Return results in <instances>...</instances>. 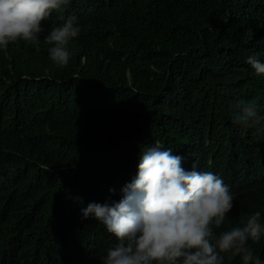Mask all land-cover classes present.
<instances>
[{
	"label": "trees",
	"instance_id": "obj_1",
	"mask_svg": "<svg viewBox=\"0 0 264 264\" xmlns=\"http://www.w3.org/2000/svg\"><path fill=\"white\" fill-rule=\"evenodd\" d=\"M70 1L97 12L84 61L41 78L0 50V264H77L104 237L81 210L120 200L155 141L229 186L217 234L264 223V74L248 63H264V0ZM249 245L264 264V237Z\"/></svg>",
	"mask_w": 264,
	"mask_h": 264
},
{
	"label": "clouds",
	"instance_id": "obj_2",
	"mask_svg": "<svg viewBox=\"0 0 264 264\" xmlns=\"http://www.w3.org/2000/svg\"><path fill=\"white\" fill-rule=\"evenodd\" d=\"M96 13L90 16L79 5L72 7L70 0H0V50L14 57L22 49L20 66L27 58H37L41 78L61 73L68 64L85 60ZM248 63L257 75L264 74V63L256 56H249ZM241 105L238 120L258 124L255 104L241 102L237 107ZM261 119L264 122V112ZM2 152L0 147V158ZM195 169L194 164L193 170H186L183 157L159 141L145 146L137 175L121 189V199L91 202L81 210L82 218L102 223L104 237L77 264H224L236 256L243 264H261L249 245L264 237L261 213L217 234L215 229L234 208L233 194L219 175Z\"/></svg>",
	"mask_w": 264,
	"mask_h": 264
}]
</instances>
